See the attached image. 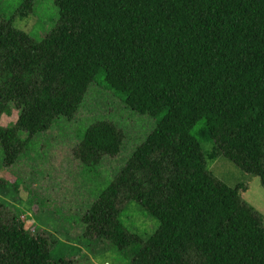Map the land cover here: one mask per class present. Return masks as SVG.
<instances>
[{"label":"trees","instance_id":"obj_1","mask_svg":"<svg viewBox=\"0 0 264 264\" xmlns=\"http://www.w3.org/2000/svg\"><path fill=\"white\" fill-rule=\"evenodd\" d=\"M55 4L59 24L41 41L0 15V119L19 115L0 127V169L61 120L74 122L102 75L110 98L159 121L80 218L84 235L129 251L130 264H264V218L246 185L231 188L207 166L227 158L264 189V0ZM90 125L72 151L94 171L119 156L125 134L108 121ZM196 137L214 142L208 159ZM16 184L14 195L0 192V264H74L54 258L49 231L26 228ZM132 202L159 223L146 240L120 220Z\"/></svg>","mask_w":264,"mask_h":264},{"label":"rangeland","instance_id":"obj_2","mask_svg":"<svg viewBox=\"0 0 264 264\" xmlns=\"http://www.w3.org/2000/svg\"><path fill=\"white\" fill-rule=\"evenodd\" d=\"M25 11V16L21 12ZM0 15L14 19V26L29 34L34 40L45 39L59 24L60 12L55 0H0ZM104 76L91 85L97 95L87 97L86 110L73 122L61 120L63 128L57 127L52 133L38 135L9 169H0V192L15 194L17 182L18 199L13 207L28 222L26 228L32 233L49 231L57 239L54 244L55 259L66 257L74 264H130L131 253L118 251L109 241L89 239L84 235L85 225L80 221L100 193L123 170L133 151L140 146L156 128L159 118L141 115L131 111L125 98L106 93ZM17 111L2 116L0 127L7 129L18 122ZM101 121L113 123L125 134L119 156L106 157L94 171L73 157L72 148L82 138L86 125ZM199 122L193 133H198ZM90 125V126H91ZM89 126V127H90ZM25 139V137H23ZM200 142V137H196ZM206 159L214 151L212 140H201ZM1 161V160H0ZM213 175L231 188L246 185V202L264 218V189L260 179L247 175L227 158L208 160ZM4 199L6 195H2ZM11 208L9 211L13 212ZM125 227L142 239H148L158 228V221L151 218L137 203H129L120 217ZM55 228V231H53Z\"/></svg>","mask_w":264,"mask_h":264}]
</instances>
